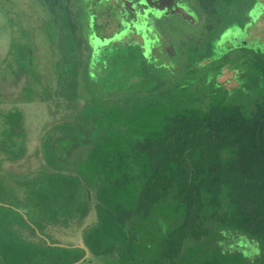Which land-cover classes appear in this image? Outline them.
Returning a JSON list of instances; mask_svg holds the SVG:
<instances>
[{"label": "trees", "instance_id": "16d2710c", "mask_svg": "<svg viewBox=\"0 0 264 264\" xmlns=\"http://www.w3.org/2000/svg\"><path fill=\"white\" fill-rule=\"evenodd\" d=\"M41 1L65 27L64 70L43 95L59 101L41 167L4 166L23 112L0 107V202L9 203L0 204V264L85 257L36 227L61 241L48 229L81 228L92 206L96 221L80 232L91 256L81 264H264V43L241 57L235 88L146 64L116 77L86 67L79 77L69 1ZM19 50L20 69L37 77L34 57Z\"/></svg>", "mask_w": 264, "mask_h": 264}, {"label": "flooded vegetation", "instance_id": "af4514ba", "mask_svg": "<svg viewBox=\"0 0 264 264\" xmlns=\"http://www.w3.org/2000/svg\"><path fill=\"white\" fill-rule=\"evenodd\" d=\"M26 1L29 2L27 14H30V20L28 22H31L27 30L24 27L23 30L21 29L26 11L19 9L20 5H17L14 0H8V3L2 1L3 6H0V14L9 20L7 32H10L11 36V48L3 52L5 53L4 58L3 54L0 55V72H2L0 78L7 79L13 75L15 82H24L22 89L27 101L41 97L42 102H50V106H56L59 101L57 96L54 95L46 99L43 95L49 94L48 89L53 88L52 90L55 91L58 85L57 74L64 65L62 38L65 36V27L53 19V14L43 1ZM68 1L70 12L72 10L71 14L75 20V32L82 40V44L76 49V56L82 57L81 63L75 68L79 77L82 76L86 67H89L92 74L109 73L114 74V77L124 73V71L136 72L144 64L152 69H155L154 66H162L169 72H174L175 66L172 61H175L179 56L181 57L182 54V56H186V63L183 64L184 69L196 71L201 75L211 73L214 76L212 79L214 82L227 88H235L238 86L235 75L233 81L237 83L236 86H229L220 82L219 76L226 69L237 75L240 74L239 62L241 57L255 56L257 45L264 40L263 36L252 37V28L259 19L256 20L255 16L251 15L253 11L259 10L262 12L260 16L264 14V0H245L244 5L241 0ZM242 10H245L243 16L241 15ZM33 15L36 17L37 25L31 20V17L34 18ZM18 26L21 30L19 33H15L14 29ZM47 29L50 37L46 43H43L45 44L44 48H46L43 50L36 38L35 30L42 32ZM182 32L187 34L186 41L183 39L185 37ZM17 38L22 39L17 42L18 45H16ZM182 41H185V45H182ZM15 45L19 48L26 47L30 57H34L33 61L38 70L37 77H33L27 70L20 69L17 60L20 50ZM41 51L46 52L47 59L51 56H58L59 61L55 62V66H53L56 68L53 72L54 75H51V71L46 68L43 69L40 61V57L43 56L39 53ZM164 56L169 59H164ZM9 61L12 62V66L9 65ZM223 65L226 68H223ZM183 70L179 68L177 73L180 74ZM138 78L140 76L135 77L134 80ZM79 87L81 89V83ZM26 89L32 94V97L27 95ZM35 90H37L36 94H34ZM3 109V111H7V108L3 107ZM16 109L23 112L21 124L16 127L20 133L18 135H20L21 141V138L25 136V113L21 108L15 107L11 110ZM52 109L51 117L53 118L56 109ZM52 120L43 135V142L52 126ZM20 143L19 146H21ZM19 146H15V158H9V161L4 164L5 167L26 152L22 148L23 145ZM42 154L45 163L44 149ZM34 157H39L37 152ZM8 169L12 170L9 167ZM31 223L33 224V222ZM34 227L36 226L34 225ZM36 230L50 244L66 243L70 245L66 247H81L73 246L81 244L78 241L74 243L64 242V240L52 242L39 228L36 227Z\"/></svg>", "mask_w": 264, "mask_h": 264}, {"label": "rangeland", "instance_id": "374dc122", "mask_svg": "<svg viewBox=\"0 0 264 264\" xmlns=\"http://www.w3.org/2000/svg\"><path fill=\"white\" fill-rule=\"evenodd\" d=\"M8 3V0H0V6H3V2ZM14 2H16L17 5L19 6V9H23V11H26V15H24L23 17V22L21 25V29L23 30V27L25 28V30H27L29 28V24L31 22H28V20H30L29 18V13L27 14V11L29 10V2H27L26 0H14ZM259 7V6H258ZM263 7V6H262ZM243 11V12H242ZM241 11V15H245V10ZM262 14V12L257 11H253L252 12V16L257 20L258 23L255 24V26L252 28V37H256V36H263L264 37V14L262 16H260ZM34 17V15H33ZM22 20V19H21ZM31 20L34 21L35 25H37V21H36V17L32 18ZM8 26H9V20L7 19V17L3 16L2 14H0V55H4L3 58L5 57V53L7 49H10V42H11V36H10V32L8 31ZM39 26V25H38ZM36 28V27H35ZM20 26L15 27L14 32L15 33H19V31L21 30ZM49 30H43L42 32L39 30L36 33V38L39 41V44L41 45L42 49H46L45 44L46 40L49 39L50 35L48 34ZM183 36L185 38L186 41V36L187 34L185 32H182ZM178 38L181 40L180 36H178ZM16 40V38H15ZM22 39L21 38H17L16 41V45H18L17 42H20ZM185 41H182V45H185ZM261 43H264V40L261 41ZM15 45V46H16ZM16 48H19L18 46H16ZM41 54L40 57V61H41V65H43V69H47L48 71H51V75H54L55 73H53L55 71L56 68H53V66H55V62L57 63L59 61L58 56H51V58L47 59L46 56V52H39ZM14 57V56H13ZM165 57V56H164ZM15 58V57H14ZM164 59H169L168 57H165ZM16 60V59H15ZM185 60H186V56H179L177 59H175V61H172V63L175 66V71L178 72L179 68L180 69H184L185 67L183 66V64L185 65ZM10 62V61H9ZM11 63V62H10ZM51 66V67H50ZM225 67V65H223V68ZM232 69V66H230ZM222 68V69H223ZM226 68V67H225ZM1 69V66H0ZM174 71V70H173ZM6 72V70H5ZM181 72V71H180ZM2 72H0L1 75ZM219 75V73H217ZM217 75V76H218ZM234 75H235V79L238 83V85L240 84V81L242 80V78L240 79L239 74H235L233 71L231 70H225L224 73H222L219 76V81L226 83L227 85H233L236 86L237 83H235L233 81L234 79ZM139 79V78H138ZM24 83V82H22ZM22 83H19L18 81L15 82L13 75H10L7 79L5 78H0V106L7 108V109H13V108H21L23 109L24 113H25V124H26V128H25V136L21 138V146L23 145L24 147H22L26 152L20 156L19 158L15 159L14 161H12L11 163H9L7 165V167L11 168L13 171H16L18 173H27L30 170L36 169L37 165L38 167L41 166L43 162L42 159V150H43V135L46 131V129L49 127V123L52 119L51 117V113L53 111V109L51 108V106L49 104H51L50 102H42L41 101V97H36L34 100H26V96L23 92V85ZM82 90V87H81ZM25 91V89H24ZM84 96H81L82 101H84ZM37 152V158L34 157V154ZM4 182H9L10 178H8L7 176L3 177ZM18 187V186H17ZM37 188V187H36ZM35 189V188H34ZM16 193V192H14ZM12 191V194L14 197H18L19 195L14 194ZM3 204H8L6 202H3ZM12 205V204H10ZM18 209H20L22 211L21 208L17 207ZM27 217V215H26ZM96 221V209L95 206H92L86 221H84V224L82 225L81 228H73V227H67L69 229H63L60 226H55L53 228L48 229L50 232L53 233V235L57 238V239H61L64 240V242H69V241H73V242H82L83 239L80 236V232H82V230L84 229L85 226H88L89 224H92ZM73 228V229H72ZM68 230V231H67Z\"/></svg>", "mask_w": 264, "mask_h": 264}, {"label": "water", "instance_id": "95a60500", "mask_svg": "<svg viewBox=\"0 0 264 264\" xmlns=\"http://www.w3.org/2000/svg\"><path fill=\"white\" fill-rule=\"evenodd\" d=\"M0 204H3V203H0ZM52 244H53V245H60V246H70V245H68V244H66V243H52ZM73 246H81V247H83V248H85V249L87 250V253H86L85 257H84L83 259H81L80 261H77V262H75V263H73V264H78V263H80V262H82V261H85V260L90 256V250H89V248L86 246V244L83 243V241L81 242V244H77V245H73Z\"/></svg>", "mask_w": 264, "mask_h": 264}]
</instances>
